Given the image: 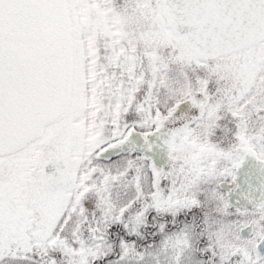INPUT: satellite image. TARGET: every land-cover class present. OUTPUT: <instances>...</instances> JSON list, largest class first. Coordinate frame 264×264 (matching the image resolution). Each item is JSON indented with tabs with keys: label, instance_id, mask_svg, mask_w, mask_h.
<instances>
[{
	"label": "snow or ice",
	"instance_id": "snow-or-ice-1",
	"mask_svg": "<svg viewBox=\"0 0 264 264\" xmlns=\"http://www.w3.org/2000/svg\"><path fill=\"white\" fill-rule=\"evenodd\" d=\"M99 3L0 0V264H264V0Z\"/></svg>",
	"mask_w": 264,
	"mask_h": 264
},
{
	"label": "flooded vegetation",
	"instance_id": "flooded-vegetation-1",
	"mask_svg": "<svg viewBox=\"0 0 264 264\" xmlns=\"http://www.w3.org/2000/svg\"><path fill=\"white\" fill-rule=\"evenodd\" d=\"M91 5H92V6H91ZM90 7H91L92 9H100V3H99V0H91ZM81 11H82L83 13H87L88 9H87V8H84V9H81ZM103 11L106 12L107 9H103ZM119 24H120V21H119V20H115V21L113 22L112 27H113V30H114L115 32H119V31H120ZM88 39H89V41L91 42V41L94 39V37H89Z\"/></svg>",
	"mask_w": 264,
	"mask_h": 264
},
{
	"label": "water",
	"instance_id": "water-1",
	"mask_svg": "<svg viewBox=\"0 0 264 264\" xmlns=\"http://www.w3.org/2000/svg\"><path fill=\"white\" fill-rule=\"evenodd\" d=\"M255 167V164H254V162H249V164H247L246 166H245V170L244 171H247V169H249V168H254ZM242 178H243V175H244V173L242 172Z\"/></svg>",
	"mask_w": 264,
	"mask_h": 264
},
{
	"label": "rangeland",
	"instance_id": "rangeland-1",
	"mask_svg": "<svg viewBox=\"0 0 264 264\" xmlns=\"http://www.w3.org/2000/svg\"><path fill=\"white\" fill-rule=\"evenodd\" d=\"M92 6V5H91Z\"/></svg>",
	"mask_w": 264,
	"mask_h": 264
}]
</instances>
